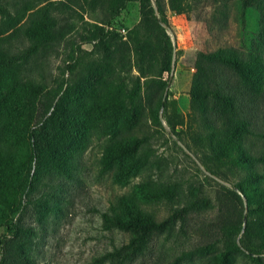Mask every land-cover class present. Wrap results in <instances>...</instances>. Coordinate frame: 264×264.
I'll list each match as a JSON object with an SVG mask.
<instances>
[{"label":"trees","instance_id":"obj_1","mask_svg":"<svg viewBox=\"0 0 264 264\" xmlns=\"http://www.w3.org/2000/svg\"><path fill=\"white\" fill-rule=\"evenodd\" d=\"M86 7H99L105 16L99 21L81 20L89 27V35L82 41L91 42L94 54H102L94 61L92 75L77 80L64 78L52 90L35 83L26 68L31 59L49 46L60 43L73 29V24L61 22L58 10H73L61 0H0V225L9 222L12 235L3 234L0 264H34L27 256L16 255L8 249L21 248L26 242L27 229L13 221L22 208V199L32 187L50 174H68L66 167L73 157L84 151L93 129L103 127L106 148L101 157L104 170H114V181L122 186L139 174L146 158L140 149L147 139L130 131L142 122L144 108L148 106L150 119L160 124L159 110L163 95L156 100V91H163L167 79L155 76V56L151 51L165 49L163 71L170 72L173 45L167 28L166 14L160 0H83ZM139 1L140 22L125 35L113 33L110 22L128 2ZM205 0H167L169 9L182 14L198 9ZM230 0H210L225 3ZM242 10L252 5L241 0ZM154 4L156 10L154 9ZM77 5L82 7L81 2ZM87 8V9H88ZM87 9H83L87 11ZM264 24V4H261ZM169 25V24H168ZM153 35L157 39L153 41ZM111 39V44L107 41ZM79 47L72 46L65 59L62 74L71 75L79 63ZM198 68L190 87L191 106L201 117L203 144L208 160L201 158L207 171L229 181L225 172L241 171V176L230 184L220 183L221 197L240 202L245 197L253 218L243 220V210L233 212V219L219 221L221 248L213 244L201 247L202 253L212 251L215 264H235V253L248 251L250 258L261 263L264 252V172L256 165L264 162V155L249 153L240 145L243 138L261 135L257 131V100L264 93V62L252 52H243L233 46L219 47L210 52H199ZM137 66L139 75L130 87L123 85L120 75ZM143 78V80H141ZM3 90L5 92L3 93ZM42 98V99H41ZM38 101L45 103L40 117L50 130L37 131L29 115L21 110L36 108ZM147 104V105H146ZM164 105V104H163ZM38 123V122H37ZM37 125V124H36ZM171 132L178 133L170 124ZM239 143V145H238ZM34 165V173L22 177L21 172ZM225 178V179H224ZM173 185L153 186L148 182L135 185L129 195H117L100 212L105 230H119L128 234L126 242L114 246L101 257L114 264H129L150 246L153 236L169 229L173 223L184 222L194 211L208 208V198L193 193V199L163 220L146 212L141 204L147 201L171 199ZM241 233L237 240L236 236ZM22 256L21 261L18 260ZM177 257L169 264H180Z\"/></svg>","mask_w":264,"mask_h":264},{"label":"rangeland","instance_id":"obj_2","mask_svg":"<svg viewBox=\"0 0 264 264\" xmlns=\"http://www.w3.org/2000/svg\"><path fill=\"white\" fill-rule=\"evenodd\" d=\"M61 1L74 8L56 12L61 22L73 24L72 31L60 43L34 56L26 68L32 80L43 84L48 91L64 78L77 80L82 76H91L96 67L94 61L102 54L100 48L93 55L85 53L92 49V44L82 41L83 36L89 35V27L81 16L85 21H99L105 16V11L99 7L89 9L83 0ZM160 1L171 28L167 32L174 45L175 69L165 97L166 86L153 96L154 100L159 95L164 97L163 108L159 110L162 115L160 124L150 119L146 106L142 122L130 131L147 138L140 149V154L146 158L145 165L127 185L116 183L114 170H104L101 163L106 148L103 127L93 129L86 149L75 155L73 162L66 167L68 174H50L39 181L32 180V187L22 199L21 210L13 216L14 222L27 229L26 242L21 248L15 250L10 247L14 243L8 241V249L16 255L24 252V256L34 264H114L107 260L98 263L96 258L126 242L128 234L119 230H105L100 212L108 207L115 196L129 195L135 185L143 182L155 187L162 183L175 187L171 199L141 204L157 220L165 219L175 209L187 204L193 199V193L208 198L211 205L191 212L184 222L178 220L169 229L155 234L148 249L129 264H169L177 257H182L180 264H215L212 254L221 248L219 221L233 219V212L242 210L243 220L253 218L242 194L243 206L220 194V183L230 184V181L238 180L242 172H223L229 180L225 182L207 171L201 163V158L208 160V155L200 135L203 133L201 117L191 106L189 92L192 76L198 68L196 60L199 52L233 46L243 52H252L264 62V24L261 17L264 0H251L252 5L244 9V14L241 0L217 4L205 0L198 9L182 14L172 12L167 0ZM77 2H81L82 7ZM84 8H88L87 11ZM139 22V1L128 2L120 14L111 20L110 30L125 35ZM155 38L157 35H153V41ZM107 42L112 43L111 39ZM74 45L79 47V63L71 75L62 74L65 59ZM151 54H156L155 76L168 80V72L162 70L165 49L161 46L156 52L152 50ZM138 75L134 64L132 69L121 73L120 81L130 87ZM257 103L255 122L261 135L243 138L240 145L249 153L261 156L264 155V93ZM35 106L29 111L24 107L21 114L25 118L29 115L37 131L48 132L50 127L44 120L50 112L42 119L40 115L45 110V103L37 100ZM170 124L180 137L171 132ZM256 168L264 172V162L258 163ZM33 173L34 165H31L21 175L27 177ZM10 226L9 222L0 225V238L3 234H13ZM240 234L236 236L237 240ZM209 244L217 249L213 253H202L201 247ZM2 253L0 244V256ZM22 256L18 258L19 261ZM259 257L260 264H264V252ZM235 264L257 263L243 248V251L235 253Z\"/></svg>","mask_w":264,"mask_h":264},{"label":"water","instance_id":"obj_3","mask_svg":"<svg viewBox=\"0 0 264 264\" xmlns=\"http://www.w3.org/2000/svg\"><path fill=\"white\" fill-rule=\"evenodd\" d=\"M154 9L156 10V6L154 4ZM163 26L165 28H167V30H171L170 26L168 24H163ZM174 69H175V56H174V45H173V55H172V61H171V69H170V72H169V78L167 80V85H166V90H165V94H164V97L167 93V90H168V87L170 85V82H171V78L173 76V73H174ZM164 97L162 99V106H161V110L163 108V102H164ZM159 118L162 119V115H161V112L159 113ZM244 198V197H243ZM244 204L246 205V201H244Z\"/></svg>","mask_w":264,"mask_h":264}]
</instances>
